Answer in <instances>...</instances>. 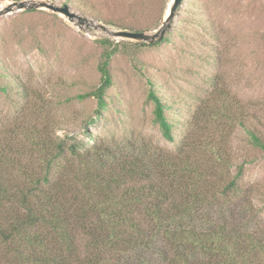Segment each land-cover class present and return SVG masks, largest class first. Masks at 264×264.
Returning <instances> with one entry per match:
<instances>
[{
	"label": "rangeland",
	"instance_id": "374dc122",
	"mask_svg": "<svg viewBox=\"0 0 264 264\" xmlns=\"http://www.w3.org/2000/svg\"><path fill=\"white\" fill-rule=\"evenodd\" d=\"M12 1L19 0H0V8ZM106 1L69 0L68 6L95 24L128 30L100 20L116 17ZM161 23L145 32L153 33ZM166 35L168 42L142 46L47 9L1 14L0 150L10 156L23 152L21 162H30L31 138L39 131L84 146L100 143L115 157L134 155L149 162L159 151L173 150L180 131L201 140L226 134L229 177L242 163L239 185L250 188L251 229H260L264 240L263 151L236 121H228L225 131L205 114L194 116L200 105L225 94L233 115L241 106L245 125L264 141V0H181ZM105 53L112 84L106 107L95 118V98L76 95L99 84L97 65ZM146 76L155 79L158 94L171 104L172 142L152 120Z\"/></svg>",
	"mask_w": 264,
	"mask_h": 264
},
{
	"label": "trees",
	"instance_id": "16d2710c",
	"mask_svg": "<svg viewBox=\"0 0 264 264\" xmlns=\"http://www.w3.org/2000/svg\"><path fill=\"white\" fill-rule=\"evenodd\" d=\"M168 2L109 0L105 4H113L116 17L100 20L150 30L161 23ZM169 40L166 35L161 41ZM108 60L105 53L97 65L99 84L76 95L95 98V118L112 84ZM145 81L152 120L172 142L171 104L158 94L155 79ZM225 97L218 93L194 116L205 114L225 131L228 121H236L264 153V141L245 125L242 107L234 116ZM179 134L173 150L159 151L149 162L39 131L31 138L30 162H21L23 152L0 150V264H264L260 229H251L250 188L239 185L243 164L229 177L227 135L201 140L193 139L194 132Z\"/></svg>",
	"mask_w": 264,
	"mask_h": 264
},
{
	"label": "water",
	"instance_id": "95a60500",
	"mask_svg": "<svg viewBox=\"0 0 264 264\" xmlns=\"http://www.w3.org/2000/svg\"><path fill=\"white\" fill-rule=\"evenodd\" d=\"M180 3L181 0H170V3L167 7L161 25L153 33L145 32V31H129V30H121V29L110 30L103 24H95L89 21L86 17L80 16L77 13L73 12L67 4L57 5L54 2H50L48 0L12 1L11 3L0 8V15L10 12L14 9L16 10L32 9V8L47 9V10H51L52 12H56L64 15L71 22H74L76 20L78 25L84 24L88 27L89 26L99 27L113 37H120L135 41L152 43L155 41L162 40L165 33L170 27L171 21Z\"/></svg>",
	"mask_w": 264,
	"mask_h": 264
},
{
	"label": "bare ground",
	"instance_id": "6f19581e",
	"mask_svg": "<svg viewBox=\"0 0 264 264\" xmlns=\"http://www.w3.org/2000/svg\"><path fill=\"white\" fill-rule=\"evenodd\" d=\"M167 10V9H166Z\"/></svg>",
	"mask_w": 264,
	"mask_h": 264
}]
</instances>
